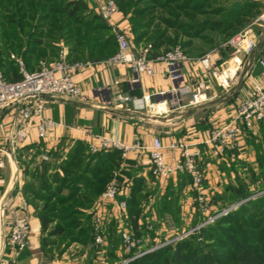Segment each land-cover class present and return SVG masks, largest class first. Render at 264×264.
Returning a JSON list of instances; mask_svg holds the SVG:
<instances>
[{"label":"built area","instance_id":"obj_1","mask_svg":"<svg viewBox=\"0 0 264 264\" xmlns=\"http://www.w3.org/2000/svg\"><path fill=\"white\" fill-rule=\"evenodd\" d=\"M88 1L95 5L96 13L112 28L117 44L116 53L107 60V63L126 65L133 73L131 84L138 83L142 76L155 77L158 74L156 64L163 65L165 77L171 82L172 87L141 97L143 109L153 113L155 117H165L170 111V106L179 103L183 93L189 96L188 105L199 106L207 100V91L211 89L213 83L226 90L238 73L242 80L253 79L250 86L243 91L241 99L232 106L229 120L207 132L202 142L208 149L207 153H204L197 144L184 140H173L164 145L160 137H154L150 146L144 145L140 139L125 144L107 135L90 136L87 143V151L90 154L116 150L120 152L122 159L130 153L147 154L148 172L161 187L166 181L179 174L188 176V191L193 194L197 211L204 216L209 215L210 198L206 193L208 172L200 165L203 155L207 154L215 161L223 160L227 154L231 161L242 159L245 154L244 137L256 136L260 128L264 131V87L254 79L256 66L264 74V11L255 20L261 28L258 34L249 29L232 36L226 43V46L232 50L228 60L222 61L212 54H205L197 63L200 74L197 76V82L194 85L188 83V86H183L186 81L184 70L189 59L180 47L170 48L154 57L150 56V45L134 51V46L125 31L115 25L119 12L115 0ZM11 59L16 61L21 78L8 81L0 70V111L8 109L11 114V121L6 126V147H0V174L8 164L11 170L9 181L16 184L18 182L16 154L28 139L27 129L33 128L40 139L46 138L57 124L44 115L45 99L73 100L83 96L74 80V74L82 67V63H70L65 48L60 49L54 60L40 61L33 72L27 71L20 59L13 55ZM132 103L133 99L129 95L118 93L113 98V108L118 110L131 111ZM118 177L119 173L115 171L101 193L92 214L94 248L101 264L107 263L104 233L111 219L118 221L122 251L125 254L135 253L131 259L116 264H126L178 239L157 236L156 231L153 230L152 221L155 218L152 216L147 222L146 229L156 233L155 239L153 245L145 248L148 237L137 236L122 222L126 217V198L129 192L121 188ZM2 182L0 176V184ZM152 204L153 199H150L149 204L145 206V212L151 210ZM8 205L6 194H0V237L3 236L2 228L6 225ZM22 208H27L25 202L22 203ZM222 214L223 212H220L214 214L215 216H207L200 226L214 223ZM7 226L9 230L4 237L5 244L17 256L28 247L30 226L24 218H16ZM187 234L181 235L180 238L186 237ZM0 264L27 263L5 257L1 259Z\"/></svg>","mask_w":264,"mask_h":264},{"label":"trees","instance_id":"obj_2","mask_svg":"<svg viewBox=\"0 0 264 264\" xmlns=\"http://www.w3.org/2000/svg\"><path fill=\"white\" fill-rule=\"evenodd\" d=\"M14 2V0H0V7L5 6L7 8L6 13L10 14L9 12L11 11L8 10V7L9 4L15 6L16 4ZM59 2L61 3V1ZM48 3H50V0L26 1V10L37 8L43 11L48 8ZM116 4L118 6V3ZM166 4L170 5L172 3L167 1ZM252 4L254 5L256 3L253 2ZM90 5L91 4L88 0L69 1L65 6L60 7V9H58V7L57 10L53 12L56 16L52 17L48 15V17H46L45 13L42 15L40 14L41 17L39 16L40 21L37 23L38 26H44L49 20H52L53 23L59 25L52 24V26H49L54 32L59 34V36L49 34L46 38L49 40H60L61 37L64 38L66 42L65 45L68 48L67 60L70 63H97L107 61L117 51V44L113 33H111L108 25L97 13L93 14L90 11L91 9L89 10ZM179 6H182L183 10L186 9L185 6H183V3ZM118 8L124 11L125 6L122 0H120ZM81 10L86 13H79ZM26 12L29 13L31 11ZM13 19V17H6V19L3 20L0 19L3 23L0 27L2 34L1 37L3 41H6L4 43L7 45V48L4 49V51L0 48V70L4 78L8 81H16L21 78L16 61L14 59H10V55H8L9 49L13 46L12 43L10 44L8 42L11 40H22L20 34L13 30V27L7 29V26L14 22ZM27 19L28 16H26V20ZM18 23L21 24L22 22ZM136 27L137 25L135 23L134 29ZM42 34V32L38 33L33 32L32 30L27 33L24 53L20 60L29 72L35 71L40 61H52L58 56L59 49L57 48V44L52 43V41L45 44L43 38L41 40L37 37L38 35H41L42 37ZM143 35L144 34L137 35L136 38L141 40ZM69 43L72 44L69 46ZM160 47L161 45L152 43L150 56L154 57L163 52ZM235 97L236 96L233 98ZM258 131L259 135L251 137L248 140V143L249 147L255 151V167L260 168L261 171L259 170L258 172L241 159L231 161L229 154H227L223 160L216 161L214 164L222 165L221 167L224 169V172L226 171V173L232 175L231 180L234 184L226 185L224 188L226 191L223 189L215 194L212 193L213 201L214 198L217 197L224 200L230 197L234 201L239 202L242 199H247L251 196V191H249L250 188L248 189L250 184H260L261 178L259 173L264 172V131L261 128ZM202 150L204 153H207L208 151L206 146H204ZM86 152L87 149L83 146V144L77 143L75 147L68 152L66 159L57 164L56 170L52 172V180L49 183L54 186H58L55 195H59V191L63 190V188L69 190L68 194L66 196L59 197L60 199H58V201L51 206L43 205L41 208L34 206V208L40 222L41 235L44 234V232H48L49 236L61 237L66 232H71V236L74 239L73 241L84 246L90 245L93 250V255H95L98 259L94 248L92 228L93 213L90 212L85 214L84 210L91 207L95 198L105 189V186L112 178L113 173L117 171L119 162L121 161V154L116 150L108 152L101 151L96 154H89ZM54 156L56 155L54 154ZM204 159H207L209 162L213 161V159L208 157L207 154H204L200 163L202 167H204L202 165ZM94 161L96 162L94 163ZM226 164H229L228 168L225 166ZM57 168H59L63 174L61 177H58L57 175ZM35 170L39 171V168H36ZM241 170L248 172L249 179L247 181L238 176V173ZM47 172V166H45L43 172L38 173L39 177L42 179L41 182H43V185L47 181L45 179V177H48L46 176ZM33 176L35 177L34 173L32 174V177ZM173 179H176L175 185L172 181ZM208 181L209 178L206 180V185L209 183ZM188 185L189 177L186 175L179 174L175 178L169 179L166 181V186L163 189V192L161 194L159 193L158 201H154V205L152 204L151 210L145 212V206L149 204V195L150 193L153 194V192H146L145 181L143 178L138 177L134 179L130 195L126 198V217L122 219L124 226L130 229L137 236L152 238L150 246L153 245L155 234L152 233L153 231L149 232L146 229L147 222L151 220L152 216H154L155 219H157V215L159 218H164L165 215L162 209L171 210L170 207L175 206V201L179 199ZM172 189L175 191V197L173 198L171 196ZM33 190L32 186L27 183L23 187V195H29L30 198L35 197L34 199L45 202V204L46 201L53 202L51 196H47V198H45V196L42 197V195H39L37 197V195L33 193ZM188 193L190 192L188 191ZM51 195L53 196L52 193ZM153 195H155V193ZM29 197L26 198L28 202L30 200ZM121 199H123V197H121ZM259 202L260 205H257ZM68 205H71L72 207L69 210L67 208ZM256 206L258 209H262V207L264 208V198L254 200L250 199L242 205H239L238 211L228 215L227 217H220L212 225H208L202 229V233L205 230V236L200 238V241L203 240V242H198L197 239L199 237L195 239V241L193 238L189 241L188 237H184L183 239L175 241L169 245L145 253L144 255L127 262L126 264H264V256L257 255L255 253V249L252 250L250 247L244 248L238 242L232 243V245L230 243V247H225L226 244H223L222 246L218 244L222 250L224 249L221 254H218L215 249H211L214 248L211 247V245L205 248L200 247L202 243L206 244V239L208 237L210 240H214L212 236L216 225L224 222L231 224L235 222L234 220H237L242 216H248L249 219H251L258 213L255 211ZM59 207L67 208L66 210L63 209L62 215H59L60 218L57 217ZM175 211L177 215L180 216V206L176 207ZM80 217H84V219H81ZM249 219H240L238 222L247 223ZM54 221H59V223L55 224L56 222ZM109 222L110 225L105 229L104 233L106 238L105 254L106 256L108 255L106 261L107 264L121 263L124 260L131 259L134 257L135 253L125 254L122 251L118 221L111 219ZM248 222L251 226L250 221ZM53 223L55 224V227L50 230L49 227ZM152 223L154 225V221H152ZM46 236L43 237L42 235L40 239V248L43 253H45L48 247H50V243L47 242L48 237ZM218 246L216 244V247ZM116 251L119 252V255L116 254Z\"/></svg>","mask_w":264,"mask_h":264},{"label":"rangeland","instance_id":"obj_3","mask_svg":"<svg viewBox=\"0 0 264 264\" xmlns=\"http://www.w3.org/2000/svg\"><path fill=\"white\" fill-rule=\"evenodd\" d=\"M14 1L16 5L12 6L11 4H9L8 7V10L11 11L9 12L10 14L6 13L7 8L5 6L0 7V19L3 20L6 19V17L14 18V22L12 24H9L7 26V29L13 27V30L18 32V34H20L22 38L21 41L11 40L8 42L10 44L12 43L13 45L12 48L9 49L8 55H10V59L11 55H13L15 58L21 59V56L24 53L27 33L31 30L33 32L38 33L42 32V37L41 35H38L37 37H39L41 40L43 38L45 44L49 43L50 41H52V43L57 44V48L59 49V51L60 49L65 48L67 50L68 55V48L65 45L66 42L64 38L61 37L60 40H49L46 38V36H48L49 34L59 36V34L54 32L53 29L49 27L52 26V24H58L53 23L52 20H49L44 26H38L37 23L40 21V14L42 15L43 13H45L46 17H48V15L52 17L56 16L55 14H53V12L57 10L58 7V9H60V7L65 6L67 2L74 0H50V3L47 4L48 8L43 11L37 8L26 10V1L30 0ZM59 1H61V3ZM115 1L116 3H118L119 6L120 0ZM122 1L124 2L125 9L123 11L122 9L118 8L119 12L117 17H122V20L126 21L128 25L126 29L127 31L125 29L123 30L125 31V34L127 35L131 44L134 46V51L147 45L151 46L152 43H157L161 45V51H164L166 49L168 50L173 47H180L188 56V64L191 67H194L198 63L199 59L205 54H212L215 57H219L222 61L230 59L232 50L226 46V43L229 38H231L238 32L249 29H252L255 33L258 34L261 28L258 25L259 23H255V20L264 11V0ZM167 1H170L172 4H166ZM253 2H255L256 4L253 5ZM182 3L183 6H185L186 8L185 10L182 9V6H179L182 5ZM89 10L93 14H95V5L91 4L89 6ZM26 11L31 12L28 13ZM79 13L84 14L86 12L81 10ZM26 16H28L27 20ZM18 22L22 23L19 24ZM135 23L137 27L134 29ZM2 24V21H0V27L2 26ZM108 27L110 28L111 33H113L112 28L110 26ZM141 34H144L143 38L141 40H138L136 36ZM1 35L2 34L0 29V48L2 51H4V49L7 48V45L4 43L6 41H3ZM72 43H69V46ZM195 79L196 78H193V81H195ZM241 85L242 77L239 73L231 81L230 86L226 90H223L216 83H213V89L211 90L215 91L217 102L213 106H211V108H207L203 112H199V114L201 113V116L196 117H200L203 119L210 118L213 116L214 113H216V111H220L221 109H224L228 105L232 104V102H234L233 97L236 95V93H238L241 88ZM153 119L156 121L161 120L156 118ZM206 123L207 129L211 127V124L208 119H206ZM154 125H156V127L159 129H163L164 127L160 124ZM35 156L36 155H34V157ZM32 161L35 162L36 160L32 158ZM16 162L18 168L17 183L22 181V190L24 185L26 184V176H32V174L34 173L35 177L33 176V179L29 181V185L32 186V188L34 189L33 193H35L37 197L39 195H42V197L45 196V198H47V196H51L53 199V202L46 201L45 204V202L34 199L35 197H33L29 200V202H31V206H38L39 208H41L43 205L51 206L55 204L58 199H60L59 197L66 196L68 194L69 190L63 188V190L59 191V195H55L58 186H54L49 183L52 180V173L50 174L47 172L46 176L48 177H45L47 181L43 185V182H41L42 179L41 177H39L38 174L40 171L28 170L30 163H28V159H26V151H24L23 148L17 152ZM247 164L252 166V168L256 169L258 172L259 170L261 171L260 168L255 167V162L253 164L247 162ZM26 165L28 168H26ZM225 166L228 168L229 164H226ZM5 168L6 169L3 170V174L6 176V174L9 172V168L7 165L5 166ZM12 169H14V167H12ZM207 172L211 177L212 173L209 172V170H207ZM238 174L241 179H245L246 181L249 179V174L247 171L241 170ZM57 175L58 177H61L63 174L58 172ZM259 176L261 178L260 184H250L248 186V189L250 188L249 191H251V196L247 199H242L241 201L236 202L230 197L226 198V200L217 197L214 198L213 201L212 193L215 194L217 193V191H222L228 184H234V182H232L231 180L232 175L226 173V171L224 172V169H222L221 167V169H219V171H217L214 176H212V179L216 178V180L214 179L215 183H207L206 185V193L210 198L209 215L207 214L206 216H204L202 214H199V212L197 211L196 202L193 198V194L184 191L179 197V199L175 201V206L170 207L171 210L162 209L165 215L164 218H159V216L157 215V219H155L156 221L154 220L153 230L156 231L157 236H162L165 239L178 238L175 240L178 241L184 238H180L181 235L188 233L186 237H188L189 241L192 238L195 241V239L199 237L197 239L198 242H203V240L200 241V238L205 236V230L202 233V229H204L208 225L213 224L212 223L207 224L205 226H200V223H202L207 218V216L211 217L215 216L214 214L223 212L220 217L224 218L238 211L239 205H242L248 200L264 198V172L259 173ZM224 191H226V189H224ZM50 192L53 194V196ZM185 195H188L187 201ZM171 196L172 198L175 197L174 189L171 190ZM158 198L159 195L154 198L155 202L158 201ZM257 205H260V202ZM179 206L180 216H178L175 211L176 207ZM67 208L69 210L72 207L71 205H68ZM67 208L59 207L57 211V217H59V215H62L63 209L66 210ZM255 211L258 213L251 219H249L248 216H242L243 218H238L237 220H234L235 222L231 224L224 222L216 225L212 236L214 240H210V238L208 237L206 239V244L202 243L200 247L205 248L211 245V247H214L211 249H215L218 254H221L223 253L224 249L222 250V248H220L218 244L221 246L223 244H226L225 247H230V243L232 245V243L238 242L244 248L250 247V249L256 250L255 253L257 255L264 256V208L262 207V209H258V207L256 206ZM84 213L86 214L87 212L85 211ZM220 217H218L217 219H219ZM80 218L84 219V217ZM244 218L249 219L248 221H250L251 226L250 224H248V221L247 223L238 222L240 221V219L242 220ZM54 222H56L55 224L59 223V221ZM55 224L53 223L49 227V229L52 230L55 227ZM152 233L156 234L155 232ZM42 235L43 237L47 235V242L50 243V247H48L46 252H42L43 259L47 262H50L52 264H62L65 261H70V263L72 264H101L99 259H97L95 255H93V250L90 245L84 246L80 243L74 242V239L71 236V232H66L61 237L49 236L48 232H44V234ZM151 241L152 238H148L145 247H149ZM216 244L218 247H216Z\"/></svg>","mask_w":264,"mask_h":264},{"label":"crops","instance_id":"obj_4","mask_svg":"<svg viewBox=\"0 0 264 264\" xmlns=\"http://www.w3.org/2000/svg\"><path fill=\"white\" fill-rule=\"evenodd\" d=\"M115 25L125 30L128 27L126 21L122 20V17H116ZM80 63H82V67L76 70L74 80L79 85L83 96L73 100L60 98L45 99L44 115L57 124V126L48 133L46 138L40 139L37 137L33 128L27 129L28 139L20 146L18 151L22 148L26 151V159H28V163H30L29 168L27 167L28 164L26 168L30 171H35L36 168H39V171L43 172L45 166H47L48 173L51 174L56 170V165L66 159L68 152H70L77 143H82L87 149L88 140L90 136L93 135H107L125 144H131L135 139H140L146 146L151 145V141L154 137H160L164 145H167L173 140H184L191 144H197L199 147L203 148L205 145H203L202 142L206 138L207 132L211 128L229 120L232 113V106L241 99L243 91L250 86L253 80L243 79L240 90L236 93V97L233 98L234 102L226 108L216 111L210 118L203 119L196 116H201L199 112L211 108V106L217 102L216 93L211 90L213 86L207 91V100L201 105H188V94L183 93L179 103L172 104L170 106V111L165 117H155L153 113L143 109L141 97L152 95L153 93L167 90L172 87L171 82L165 77L163 65L156 64L155 67L158 74L155 77L150 78L142 76L138 83L131 84L130 81L133 78V73L126 65H109L107 61ZM184 72L186 81L182 85L188 86V83L194 85L198 80L197 76L200 75L198 64L191 67L187 63ZM193 78H196L195 81H193ZM254 79L264 87V74L261 73L257 66L254 69ZM118 93L131 96L133 99L131 111L113 108V98ZM151 99L154 100V98ZM153 118L161 120L156 121ZM206 119H208L211 124V127L208 129L206 128ZM10 121L11 114L9 110L0 111L1 148L6 147V126ZM154 124H160L164 127L163 129H159ZM257 135H259V131ZM251 137L254 136L247 135L244 137L243 142L246 149L241 160L253 164L255 162V151L249 147L248 143ZM86 153H88V151ZM54 154L56 156H54ZM34 155L36 156L34 157ZM32 158L36 161L33 162ZM43 160H45V163L41 168L40 163ZM147 160V154L143 153H130L126 158H121L119 167L117 168L119 173L118 181L121 188L125 190V192H129V197L134 179L138 177L143 178L146 192L150 191L153 192V194L155 193V195L152 193L149 195V200L153 199L154 203V198L159 195V193L161 194L163 192L166 183L161 187L149 175ZM95 162L96 161H94V163ZM214 163H216L215 160L209 162L207 159H204L202 162V165L212 173L211 177L208 174L210 184L215 183L216 178H214V180L212 176H214L222 166ZM6 165L9 168H7L9 172L6 176L3 174L4 171L0 174L3 180L0 184V194H6L9 205L6 225L2 228L3 236L0 237V261L2 258L9 257L24 261L27 264H49L50 262L43 259L42 250L40 248L41 226L36 215V210L31 206V203L26 200L29 195H23L22 181L16 184L9 181L11 170L9 165ZM57 171L62 174L59 168H57ZM31 179H33L32 176L27 175L26 184L29 183ZM172 181L175 185L176 179ZM184 191L188 192V187L185 188ZM100 195L95 198L91 207L84 211L93 213ZM187 196L185 195L186 201ZM29 199L31 198L29 197ZM23 202L27 204L26 209L22 208ZM16 218L26 219L30 226L28 247L17 256H15L12 250L5 244L6 238H4L7 236L9 230V226L7 225ZM109 225L110 222H108L106 228H108ZM116 254L119 255V252L116 251ZM62 264L72 263H70V261H65Z\"/></svg>","mask_w":264,"mask_h":264},{"label":"water","instance_id":"obj_5","mask_svg":"<svg viewBox=\"0 0 264 264\" xmlns=\"http://www.w3.org/2000/svg\"><path fill=\"white\" fill-rule=\"evenodd\" d=\"M44 163H45V160H43V161L40 163V167H41V168L43 167Z\"/></svg>","mask_w":264,"mask_h":264}]
</instances>
